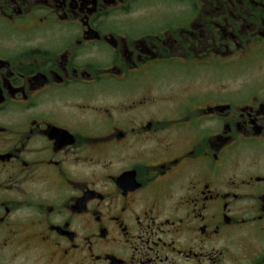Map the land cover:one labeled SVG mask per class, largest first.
I'll list each match as a JSON object with an SVG mask.
<instances>
[{"label": "flooded vegetation", "instance_id": "obj_1", "mask_svg": "<svg viewBox=\"0 0 264 264\" xmlns=\"http://www.w3.org/2000/svg\"><path fill=\"white\" fill-rule=\"evenodd\" d=\"M0 264H264V0H0Z\"/></svg>", "mask_w": 264, "mask_h": 264}]
</instances>
